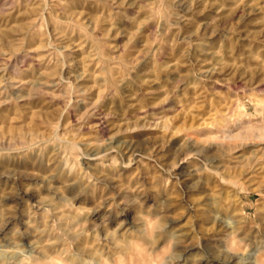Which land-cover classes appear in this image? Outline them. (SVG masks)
Returning a JSON list of instances; mask_svg holds the SVG:
<instances>
[{"label": "rangeland", "instance_id": "rangeland-1", "mask_svg": "<svg viewBox=\"0 0 264 264\" xmlns=\"http://www.w3.org/2000/svg\"><path fill=\"white\" fill-rule=\"evenodd\" d=\"M17 263L264 264V0H0Z\"/></svg>", "mask_w": 264, "mask_h": 264}, {"label": "clouds", "instance_id": "clouds-1", "mask_svg": "<svg viewBox=\"0 0 264 264\" xmlns=\"http://www.w3.org/2000/svg\"><path fill=\"white\" fill-rule=\"evenodd\" d=\"M140 220L144 222V226L148 231L157 229L158 226L159 230H162L165 227L164 217L161 215H153L149 212H143L142 214H140ZM161 247H164V245H161ZM166 251L170 253L171 248H166Z\"/></svg>", "mask_w": 264, "mask_h": 264}, {"label": "bare ground", "instance_id": "bare-ground-1", "mask_svg": "<svg viewBox=\"0 0 264 264\" xmlns=\"http://www.w3.org/2000/svg\"><path fill=\"white\" fill-rule=\"evenodd\" d=\"M90 156H97L98 155V153H96V154H94V155H91V154H89ZM21 258V257H20ZM22 261V260H21ZM18 264V263H17Z\"/></svg>", "mask_w": 264, "mask_h": 264}]
</instances>
